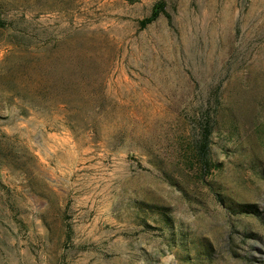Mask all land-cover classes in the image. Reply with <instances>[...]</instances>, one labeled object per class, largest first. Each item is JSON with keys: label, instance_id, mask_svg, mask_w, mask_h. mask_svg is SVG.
Here are the masks:
<instances>
[{"label": "rangeland", "instance_id": "1", "mask_svg": "<svg viewBox=\"0 0 264 264\" xmlns=\"http://www.w3.org/2000/svg\"><path fill=\"white\" fill-rule=\"evenodd\" d=\"M0 264H264V0H0Z\"/></svg>", "mask_w": 264, "mask_h": 264}, {"label": "trees", "instance_id": "2", "mask_svg": "<svg viewBox=\"0 0 264 264\" xmlns=\"http://www.w3.org/2000/svg\"><path fill=\"white\" fill-rule=\"evenodd\" d=\"M163 6V3H157L152 12V16L141 21V26L145 27L150 22H153L161 14V12H163ZM198 125L200 126L198 132L199 137L193 140L189 154L201 173V179L204 180L206 174H208L211 169L209 165L208 155L210 150V136L212 134L213 128L210 121L200 122ZM218 201L222 205L225 204L222 199L218 198Z\"/></svg>", "mask_w": 264, "mask_h": 264}]
</instances>
